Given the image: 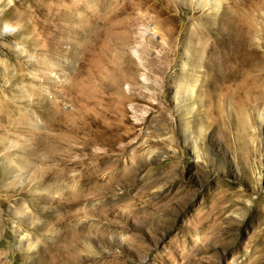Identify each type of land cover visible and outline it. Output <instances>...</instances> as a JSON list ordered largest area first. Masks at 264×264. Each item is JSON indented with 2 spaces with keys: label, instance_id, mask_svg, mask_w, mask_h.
I'll return each instance as SVG.
<instances>
[{
  "label": "rangeland",
  "instance_id": "obj_1",
  "mask_svg": "<svg viewBox=\"0 0 264 264\" xmlns=\"http://www.w3.org/2000/svg\"><path fill=\"white\" fill-rule=\"evenodd\" d=\"M250 51L264 0H0V264H264Z\"/></svg>",
  "mask_w": 264,
  "mask_h": 264
},
{
  "label": "bare ground",
  "instance_id": "obj_2",
  "mask_svg": "<svg viewBox=\"0 0 264 264\" xmlns=\"http://www.w3.org/2000/svg\"><path fill=\"white\" fill-rule=\"evenodd\" d=\"M153 29H156V27H153ZM247 55L249 57L245 56V61H246L248 66L249 65L252 66V65L264 64V54H259V53L254 52V51H250L249 53H247Z\"/></svg>",
  "mask_w": 264,
  "mask_h": 264
}]
</instances>
